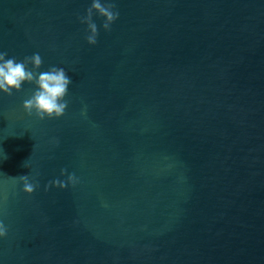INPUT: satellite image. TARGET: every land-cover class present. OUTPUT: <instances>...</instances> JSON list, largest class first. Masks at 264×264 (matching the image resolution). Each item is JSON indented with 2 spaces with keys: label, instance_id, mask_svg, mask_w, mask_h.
Returning a JSON list of instances; mask_svg holds the SVG:
<instances>
[{
  "label": "water",
  "instance_id": "95a60500",
  "mask_svg": "<svg viewBox=\"0 0 264 264\" xmlns=\"http://www.w3.org/2000/svg\"><path fill=\"white\" fill-rule=\"evenodd\" d=\"M113 2L90 45L91 0H0V50L72 80L59 118L0 95V264H264V0Z\"/></svg>",
  "mask_w": 264,
  "mask_h": 264
},
{
  "label": "clouds",
  "instance_id": "9594fccd",
  "mask_svg": "<svg viewBox=\"0 0 264 264\" xmlns=\"http://www.w3.org/2000/svg\"><path fill=\"white\" fill-rule=\"evenodd\" d=\"M94 14L104 18L101 27L105 31H110L111 25L119 17L113 0H91L86 14L79 17L80 23L86 24L85 39L90 45L97 43L99 35L98 26L93 20ZM42 64L43 60L38 52L17 60L16 57H9L6 51L0 50V95L11 96L14 92L21 91L25 83H29L33 85V91L23 101L24 110L29 115L34 113L40 120L59 118L68 107L66 97L72 80L65 67L50 65L47 70L40 71ZM66 172V169H61V176ZM18 178L25 192L32 193L38 187V184L30 181L29 175H21ZM75 183H77L75 174L68 173L66 181L53 179L45 185V190L49 186L64 189ZM7 231L6 225L0 221V237L7 235Z\"/></svg>",
  "mask_w": 264,
  "mask_h": 264
}]
</instances>
